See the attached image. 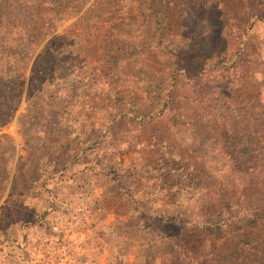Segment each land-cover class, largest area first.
<instances>
[{
  "label": "rangeland",
  "instance_id": "obj_1",
  "mask_svg": "<svg viewBox=\"0 0 264 264\" xmlns=\"http://www.w3.org/2000/svg\"><path fill=\"white\" fill-rule=\"evenodd\" d=\"M261 107L264 0H0V264H203Z\"/></svg>",
  "mask_w": 264,
  "mask_h": 264
},
{
  "label": "trees",
  "instance_id": "obj_2",
  "mask_svg": "<svg viewBox=\"0 0 264 264\" xmlns=\"http://www.w3.org/2000/svg\"><path fill=\"white\" fill-rule=\"evenodd\" d=\"M259 110V121L228 109L219 119L223 144L249 150L228 154L230 164L219 168L220 187L190 215L192 223L182 217L198 232L202 250L201 255L187 251V259L193 254L203 264H264V109Z\"/></svg>",
  "mask_w": 264,
  "mask_h": 264
}]
</instances>
